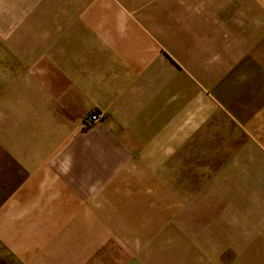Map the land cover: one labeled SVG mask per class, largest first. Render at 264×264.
<instances>
[{
  "label": "crops",
  "instance_id": "obj_1",
  "mask_svg": "<svg viewBox=\"0 0 264 264\" xmlns=\"http://www.w3.org/2000/svg\"><path fill=\"white\" fill-rule=\"evenodd\" d=\"M10 1L29 8L61 0ZM62 1L81 6L70 16L56 9L25 12L37 20L30 33L42 35L39 82L54 84L61 117L41 125L37 138L20 139L13 152L25 174L0 185L13 190L0 203V247L15 264H86L93 245L81 240L72 248L73 231L78 237V224L93 226L96 217L121 236V228L138 227L127 234L147 241L142 237L153 232L147 228L159 224L142 212L173 211L181 202L166 190L156 194L159 178H166L158 164L172 163L196 133L229 140L237 149L231 161L246 173L241 178L264 170V0H191L198 8L182 16L176 33L179 13L159 6L142 10L117 0L125 11L95 12L82 10L90 0ZM62 18L63 27L55 23ZM50 19L53 26L46 28ZM164 27L172 30L167 38L158 32ZM30 33L27 47L35 39ZM159 40L172 59L159 54ZM47 45L53 47V75L46 72ZM26 52L22 60L29 65L34 55ZM96 110L102 120L85 126L84 116ZM126 211L137 214L126 218Z\"/></svg>",
  "mask_w": 264,
  "mask_h": 264
},
{
  "label": "rangeland",
  "instance_id": "obj_2",
  "mask_svg": "<svg viewBox=\"0 0 264 264\" xmlns=\"http://www.w3.org/2000/svg\"><path fill=\"white\" fill-rule=\"evenodd\" d=\"M162 1L164 0H125L124 4L127 7H139L149 11H161L159 7H162V10L167 9L166 12L179 13L175 19L173 17L174 33L175 28L183 21L182 16L190 10H196L199 5L191 0H166L164 3ZM80 6V2L61 0L52 3L47 1L44 4L42 1L34 2L27 8L26 3L0 0V185L7 178L13 176L16 179L22 176V172L25 174L27 168H24L19 157L13 152L20 139L37 138L39 133H44L40 131L43 128L41 125L56 123L61 117L56 114L57 99L52 91L54 84L39 82L41 76L38 67L42 66L43 74L45 66L43 62L38 64L36 58L37 40L42 35L35 37L30 33L32 23L37 20L27 19L25 12L29 10L37 14L42 10L56 9L70 16L73 11L79 10ZM83 9L95 12L125 11L123 4L117 0H90ZM27 21L30 22V27L26 24ZM56 21V24L63 27L67 20L62 18ZM94 22L103 23V20L97 18ZM52 24L53 19L49 22L46 20L45 27L53 26ZM170 31L164 27L158 32L164 33L167 38ZM29 33L31 39H35L29 44L30 47H27L24 38L25 34ZM51 37L47 31V42ZM154 42H157L162 57H166V54L172 59L164 49L165 42ZM22 48L25 54L26 49H29L34 55L29 65L22 60ZM52 48L47 45L45 49L49 64L46 65L47 75H53L54 71V62L49 57L54 53L50 51ZM178 67L180 68L175 61V68ZM85 118L86 116L83 124ZM204 135L196 133L193 139L191 137L190 145L184 148L183 152L180 149L174 156V163L158 164L159 175L163 172L166 178H159L155 188L156 194L166 190L169 192L166 194L168 198L181 202L173 206V211L142 212L143 218L157 220L159 224L147 228L153 231L152 234L142 237L147 241L135 242V237L127 234L131 229L133 232L138 227L121 228L120 232L126 233L121 236L116 228L101 223L102 220L98 217L93 226L81 227L78 224L77 232L80 235L74 237L73 231L71 246L75 247L81 240L84 245H93V257L89 256L86 264H240L244 261L261 263V254L264 252V170L262 173L255 171L252 178H241L240 175L246 173L238 172L236 165L231 161L235 159L236 162V147H231L229 140L217 141L212 136L209 138ZM172 175L174 177L171 180ZM149 188L154 190V187ZM11 191L13 190H0V203ZM93 191L98 193L101 190ZM124 213L126 218H133V215L137 214L132 211ZM246 252H251L254 256L249 255L250 259L246 260L243 258ZM0 264H15L1 247Z\"/></svg>",
  "mask_w": 264,
  "mask_h": 264
},
{
  "label": "built area",
  "instance_id": "obj_3",
  "mask_svg": "<svg viewBox=\"0 0 264 264\" xmlns=\"http://www.w3.org/2000/svg\"><path fill=\"white\" fill-rule=\"evenodd\" d=\"M103 118V113L101 111H94L92 112L85 120V125L89 126L95 122H98L100 120H102Z\"/></svg>",
  "mask_w": 264,
  "mask_h": 264
}]
</instances>
